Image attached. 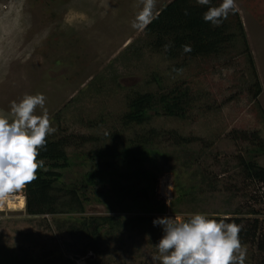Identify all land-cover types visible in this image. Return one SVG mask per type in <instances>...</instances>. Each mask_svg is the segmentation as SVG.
<instances>
[{
  "label": "rangeland",
  "instance_id": "1",
  "mask_svg": "<svg viewBox=\"0 0 264 264\" xmlns=\"http://www.w3.org/2000/svg\"><path fill=\"white\" fill-rule=\"evenodd\" d=\"M173 1L156 0L155 15ZM236 5L216 54L170 60L152 49L146 28H132L140 0H0V110L25 94L46 97L56 129L49 136L70 140L57 188L106 174L80 190L83 214L28 216L24 186L5 189L0 264H161L163 231L153 220L163 217L202 213L264 227V195L239 166L249 156L264 168V153L248 154L257 142L241 140L264 141V0ZM148 94L179 98L175 116L155 106L143 125H124L130 99ZM15 196L22 210L11 209ZM102 217L120 225L92 238L90 222ZM245 246V264H262L264 255Z\"/></svg>",
  "mask_w": 264,
  "mask_h": 264
},
{
  "label": "trees",
  "instance_id": "2",
  "mask_svg": "<svg viewBox=\"0 0 264 264\" xmlns=\"http://www.w3.org/2000/svg\"><path fill=\"white\" fill-rule=\"evenodd\" d=\"M218 1L211 0V6H218ZM207 7L198 4L197 0H175L165 6L155 15V19L146 28V33L151 39L152 49L163 53L170 60L205 58L216 54L218 48L227 43L228 39L224 35L227 34L228 30L223 21L219 26H215L203 20V14ZM185 11H187V14H185ZM169 42L173 46L168 51H165L164 45ZM182 45H190L191 51L185 53L181 47ZM178 100L179 98L168 101L166 96L155 97L150 94L137 95L132 101L130 99L128 113L123 117L122 122L126 126L133 124L136 126L143 125L149 120V112L153 111L155 106L162 109L164 114L175 116L174 109ZM241 136V140L250 138L252 143L257 142L256 150L249 151L248 154L250 156H258V154L264 153V141L261 142L256 134H249L248 136L250 137H248L242 133ZM87 142V139H84V143ZM142 142L141 149L137 154L144 157L149 153L147 146L149 147L150 140L144 138ZM67 147H70V140L67 138L58 139L48 136L46 138V148L39 150L40 155L37 159L44 161V167L38 170L35 181L23 185L26 214L28 216H52L61 213L83 214L84 204L88 202V199L83 195L82 197L80 196V190L84 188L85 184L98 186L106 178V174L98 169L84 176V182L80 188H77L76 185L72 189L66 187L57 188L56 185L60 182L61 172L70 167L69 157L65 152ZM128 153L126 150L123 151V157L128 158ZM133 157L135 158V155ZM239 166L244 177L250 182L259 185L264 195V168L254 163L249 156L247 159L241 158ZM150 188L153 189L152 186ZM97 194L103 195L100 192H97ZM146 203L149 205L150 202ZM162 209L163 206L160 205V210ZM216 219H225L226 222L242 224L244 226L240 233L242 244L253 245L259 254L264 255V227L262 228L259 225L258 219H253L251 222L242 221V219L236 217ZM136 220L143 223L147 221L148 223L149 220L153 219L137 218ZM114 224L120 225L119 222L111 217L92 220L90 222L92 238H95L104 227L112 229ZM83 227L84 229H89V224H84ZM262 264H264V257Z\"/></svg>",
  "mask_w": 264,
  "mask_h": 264
},
{
  "label": "clouds",
  "instance_id": "3",
  "mask_svg": "<svg viewBox=\"0 0 264 264\" xmlns=\"http://www.w3.org/2000/svg\"><path fill=\"white\" fill-rule=\"evenodd\" d=\"M140 3L142 8L131 26L142 31L155 19L156 0H140ZM197 3L208 6L203 20L215 26L237 7L236 0H222L218 6H211V0H197ZM172 46L171 42L165 44V51ZM181 47L185 53L191 51L190 45ZM172 71L180 74L183 69ZM45 105L46 97L42 93L25 94L18 102L10 103L9 111L0 110V195L9 187H22L35 181L38 170L44 167V161L37 159L39 150L46 148V138L56 131ZM153 226L163 231L155 245L161 264H245L247 249L240 239L242 224L195 213L186 220L157 218Z\"/></svg>",
  "mask_w": 264,
  "mask_h": 264
},
{
  "label": "bare ground",
  "instance_id": "4",
  "mask_svg": "<svg viewBox=\"0 0 264 264\" xmlns=\"http://www.w3.org/2000/svg\"><path fill=\"white\" fill-rule=\"evenodd\" d=\"M8 189V188H7ZM9 191L11 190V187H9V189H8ZM7 192V191H6ZM11 192V191H10ZM9 194V193H8ZM8 196H10V195H8ZM14 197V196H13ZM10 198L9 197V203L11 204V209L13 210L14 208H21L20 210H22L23 209V207H24V198L22 197V196H19V197H16L15 196V198ZM15 200V201H14ZM4 201V200H3ZM6 201V200H5ZM17 202V203H16ZM15 203V204H14ZM17 204V205H16ZM17 206V207H16Z\"/></svg>",
  "mask_w": 264,
  "mask_h": 264
}]
</instances>
